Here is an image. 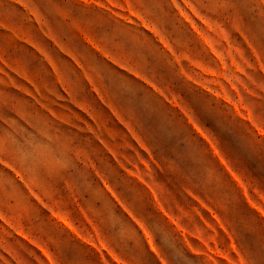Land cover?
<instances>
[{"label":"rangeland","instance_id":"374dc122","mask_svg":"<svg viewBox=\"0 0 264 264\" xmlns=\"http://www.w3.org/2000/svg\"><path fill=\"white\" fill-rule=\"evenodd\" d=\"M0 264H264V0H0Z\"/></svg>","mask_w":264,"mask_h":264},{"label":"clouds","instance_id":"9594fccd","mask_svg":"<svg viewBox=\"0 0 264 264\" xmlns=\"http://www.w3.org/2000/svg\"><path fill=\"white\" fill-rule=\"evenodd\" d=\"M51 19L53 21L54 27L57 24H61V25H64L66 28L70 29L71 20L66 22L65 20L61 19L60 17H55V16L51 17ZM82 24H84V23H82ZM73 35H74L75 39L77 40L78 45H79V49H80L77 52V55L81 56V59L84 62L86 68L88 67V65L90 63H94L97 66L100 73L104 77V85H106V89L104 87H102V91H106V93L111 92L110 91V84H111V79H112V73L109 71L110 66H106V62L103 61L102 59H100L99 57H97L95 55V53H93L91 51V49H89L88 46L86 44H84L83 41H81L79 39V37L75 36V33H73ZM53 55H57V53L54 51ZM61 67H65V65L62 64ZM69 71L71 73V72H74L75 69H69ZM73 78H77V77L74 75ZM106 98H109V97L106 95ZM112 98L114 99V97H112ZM127 118H128L127 115H125V119H127Z\"/></svg>","mask_w":264,"mask_h":264}]
</instances>
